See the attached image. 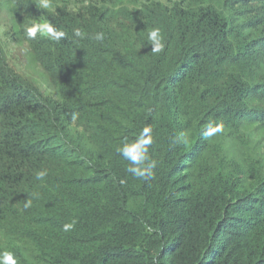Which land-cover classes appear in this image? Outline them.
I'll return each instance as SVG.
<instances>
[{
    "label": "trees",
    "instance_id": "16d2710c",
    "mask_svg": "<svg viewBox=\"0 0 264 264\" xmlns=\"http://www.w3.org/2000/svg\"><path fill=\"white\" fill-rule=\"evenodd\" d=\"M202 1L58 5L45 14L56 40L30 39L22 13L35 5L14 0L59 96L32 88L0 48V264L7 253L16 264H264L263 154L228 159L240 118L251 128L264 102L259 44L247 43L242 0L232 18ZM145 129L151 175L138 177L120 149Z\"/></svg>",
    "mask_w": 264,
    "mask_h": 264
},
{
    "label": "rangeland",
    "instance_id": "374dc122",
    "mask_svg": "<svg viewBox=\"0 0 264 264\" xmlns=\"http://www.w3.org/2000/svg\"><path fill=\"white\" fill-rule=\"evenodd\" d=\"M22 1V0H15ZM30 1V0H29ZM38 1V2H36ZM85 1L88 0H46L49 4V7H43L44 0H31L32 5L28 4L23 8L22 19L24 22V28L27 29L37 24L48 23L45 14L56 12L57 6H81ZM118 2L123 1V5L126 7V0H113ZM151 1V0H146ZM168 3L169 6H174V2L178 3L181 0H158ZM192 1V0H190ZM197 1V0H194ZM216 2L217 7H221V11L226 15L232 18L231 13L228 11L229 3L232 0H213ZM240 1V0H236ZM101 3H106L107 0H100ZM99 2V3H100ZM199 2V1H198ZM212 0H203L200 4L208 6ZM243 5L239 4L236 8L240 7L242 13V18L240 22L249 23L252 22L251 29H244V35L246 36L251 31L253 38L250 39V42L247 43H258L259 45L255 47L252 56V64L256 63L254 68L256 74L254 77L258 80V96L261 93H264V0H242ZM198 4V3H197ZM199 4V5H200ZM30 5V6H29ZM188 5V4H187ZM194 4L193 6H195ZM198 6V5H197ZM110 7L114 9V6L110 4ZM38 8V9H36ZM230 10V9H229ZM121 17V16H120ZM126 20L125 19H122ZM239 25H244L239 23V19L235 18L234 20ZM20 19L15 12L14 0H0V48L2 50L3 57L9 63L10 67L14 69L18 74L26 78L30 83L31 87L36 90L40 89L45 96H52L53 98H58L59 92L58 87L50 82L49 76L45 74L43 65L35 59L34 51L32 45L28 40L25 33H23L22 26L20 25ZM250 35V34H249ZM39 37L48 38L50 36L42 35L39 31L37 35ZM252 36V35H250ZM250 36H246L249 37ZM246 44V43H245ZM244 44V45H245ZM253 78V76H252ZM32 83V84H31ZM257 102L252 105H256ZM258 109L254 111V127L258 124V121L264 120V102L259 104ZM249 115V114H248ZM251 117V115L246 118ZM239 122L244 125L233 132V147L234 151H229L228 149V159L237 162V164H242L244 161L241 160V157L246 155L251 163H256L258 159L263 154L264 158V130L256 131L253 126L251 128L246 127L247 120L241 119ZM257 132V135L251 136ZM244 151V153H242ZM250 172V166L246 168ZM257 168V173H259ZM6 220L0 221V236L2 235L1 229L4 228Z\"/></svg>",
    "mask_w": 264,
    "mask_h": 264
},
{
    "label": "clouds",
    "instance_id": "9594fccd",
    "mask_svg": "<svg viewBox=\"0 0 264 264\" xmlns=\"http://www.w3.org/2000/svg\"><path fill=\"white\" fill-rule=\"evenodd\" d=\"M43 7H49V4L44 0ZM40 32L42 35H47L52 37L53 39L59 40L64 33L57 31L53 28V26L49 23L37 24L32 27L26 29L27 36L30 39H34L37 35V32ZM76 35H80V32L77 31ZM97 39H102V34H98ZM162 37L158 29H154L149 33V40L152 42L151 50L153 52H159L163 49L164 45L162 43ZM219 127L215 129H211L205 133L206 136L212 135L214 132L219 131ZM148 132V129L144 130V133L141 134L138 142L134 146H125L120 149L122 155L128 159L133 167H130L128 170L132 172L135 176L144 177L146 175H151L150 169L146 167H142L147 160V146L151 144L150 137L146 138L145 133ZM46 175L45 171H41L37 173V179H42ZM27 206V205H26ZM72 227V225H65V230H68ZM6 264H16V261L12 258L11 253L5 254L4 257Z\"/></svg>",
    "mask_w": 264,
    "mask_h": 264
}]
</instances>
